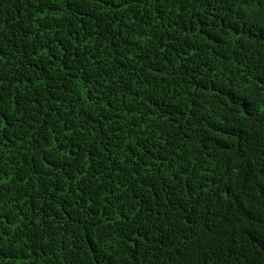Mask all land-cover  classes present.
<instances>
[{"label": "trees", "instance_id": "trees-1", "mask_svg": "<svg viewBox=\"0 0 264 264\" xmlns=\"http://www.w3.org/2000/svg\"><path fill=\"white\" fill-rule=\"evenodd\" d=\"M0 264H264V0H0Z\"/></svg>", "mask_w": 264, "mask_h": 264}]
</instances>
